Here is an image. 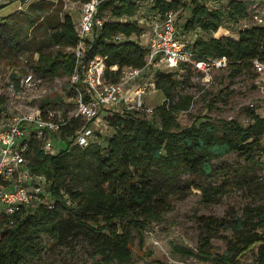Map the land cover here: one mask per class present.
Returning a JSON list of instances; mask_svg holds the SVG:
<instances>
[{
    "label": "trees",
    "instance_id": "obj_1",
    "mask_svg": "<svg viewBox=\"0 0 264 264\" xmlns=\"http://www.w3.org/2000/svg\"><path fill=\"white\" fill-rule=\"evenodd\" d=\"M69 1L84 5L93 0ZM222 1L192 0L190 16L181 32H197L193 50L199 59L226 57L227 68L235 75L255 69V60L264 62V26L240 29L237 38H216L215 34L225 24L244 23L250 16V2L245 0H230L224 10H211L207 6V3ZM181 3V0H158L153 11L165 16L177 10ZM55 6L46 0L31 6L37 13V19L29 21L35 33L22 40L14 21L9 20L12 15L1 18L0 60L15 64L30 52L33 57L39 55L34 62L38 77L72 75L76 68L74 50L79 44L77 27L69 14L61 18L56 12L51 15L50 10ZM139 10L138 0H101L98 6V16L105 19V24L102 29L95 28L87 40L84 60L104 59L106 82L117 83L126 69H142L146 65L148 48L137 40L145 31L136 22L126 21ZM106 11L109 16L104 17ZM120 35L125 40H117ZM54 47L59 50L53 52ZM184 71L191 72L190 67ZM178 76L177 73L156 75L157 90L164 94L166 101L153 110V119L144 110L107 116L114 134L106 147L102 144L84 149L75 146L70 139L80 128V121L74 119L61 134L67 149L48 154L38 140H33L27 157L29 160L32 156L33 172L46 177L55 206H42L33 212L23 210L14 218L0 215V264L40 261L48 250L77 238H83L88 244L98 258L97 264H134L131 231H120V223L128 221L143 241L148 226L164 216L170 197L183 194L194 185L185 181L187 175L225 176L220 184L197 186L207 204L234 189L264 188L260 177L253 174L264 170V115L249 112L251 122L247 126L235 120L206 118L191 127L180 128L175 118L180 111L189 109L192 97L175 100L183 84ZM1 103L0 100V106ZM234 153L245 164L235 170L237 179L231 181L228 173L215 162ZM201 219L209 233L198 249L202 259L218 264H242L245 255L258 247L257 264H264L262 206H247L242 218ZM221 229L235 231L231 249L224 255L216 253L212 244ZM181 252L192 253L185 249Z\"/></svg>",
    "mask_w": 264,
    "mask_h": 264
},
{
    "label": "rangeland",
    "instance_id": "obj_2",
    "mask_svg": "<svg viewBox=\"0 0 264 264\" xmlns=\"http://www.w3.org/2000/svg\"><path fill=\"white\" fill-rule=\"evenodd\" d=\"M41 0H0V19L9 18L14 21L20 38L25 39L34 35L33 27L30 26V19L36 20L37 13L31 10V6ZM54 3V10H50L51 15L55 12L60 18L69 14L78 28L82 17V6L73 4L69 0L63 2L59 0H46ZM171 1V0H168ZM192 0H181V6L172 11L175 13L178 27L181 31L182 25L190 16L189 6ZM250 2V16L247 20L249 25H256L254 16L262 14L264 16V0H245ZM158 0H138L139 12L135 15L148 18L152 14L153 8ZM230 0L220 3L210 2L207 6L211 10L226 9ZM104 17L109 16V12L104 13ZM39 15V14H38ZM42 22V20H39ZM241 29V23L229 26L225 24L216 34V38L233 37ZM146 36L141 37L139 42L146 48L150 44V30L145 29ZM40 33V31H39ZM196 39V33L190 32ZM41 35V34H40ZM206 39H210L207 36ZM53 52L58 51L54 47ZM67 52H73L67 50ZM15 64L0 60V100L2 109L6 110L8 117L16 115L34 113L37 110H49L57 118H70L75 111V94L71 85L72 75L60 73L55 78H40L37 76L34 62L39 59V55H31L30 52L23 54ZM191 72L184 71L178 78L183 82L178 90L175 100L190 96L192 97L190 107L187 111H180L177 115L176 125L180 128L191 127L195 123H200L206 118L214 121L235 120L244 126L249 125L251 118L249 112L253 111L261 116L264 115V86L259 83L256 70L252 68L241 74H233L229 68H213L208 72H202L190 67ZM29 74H33L42 83L30 90H25V98L12 97L14 91L12 83H18ZM148 80L150 77L147 78ZM146 81L148 83L149 81ZM180 97H179V96ZM166 97L161 91L146 94L143 102L149 109H156L162 106ZM175 116V113H173ZM109 114L105 113V117ZM149 118L153 119L154 111L149 112ZM200 120V121H199ZM85 124L80 121L78 127ZM114 134L110 127L104 129L103 134L98 135L92 145L102 144L107 146V140ZM56 138L62 139L60 136ZM57 140V141H58ZM72 140V139H70ZM90 145V146H92ZM89 146V147H90ZM56 150V151H55ZM48 152L55 154L61 147ZM32 157V156H31ZM29 158V163L31 161ZM264 160V156L262 157ZM223 172H227L231 181L237 179L235 170L245 162L237 153L215 162ZM253 174L260 177L264 186V170H256ZM225 176L217 175L212 178L200 176H186V182H194L192 187L183 194L175 193L166 204L164 216L159 221L152 222L144 231V240L141 241L139 231L128 221L121 222L120 231H131L133 252L135 255L134 264H218L214 260L202 259L198 249L203 239L209 236L202 217L213 218H242L246 207L249 205H259L264 208V188L261 190L256 186L253 188L244 187L234 189L227 195L220 196L212 204H207L203 199L202 191L197 186H208L211 183L220 184ZM70 177L67 182H70ZM37 209V208H36ZM29 210H27L28 212ZM31 210L29 212H33ZM2 207L0 206V215ZM235 231L232 229H221L218 235L212 240L216 253L224 255L229 252L233 242ZM48 242L49 240L45 238ZM181 249L190 250L192 253L181 252ZM258 247L254 251L245 255L242 264H257ZM92 250L83 238L69 241L64 245H57L46 252L40 261H32L30 264H97Z\"/></svg>",
    "mask_w": 264,
    "mask_h": 264
},
{
    "label": "built area",
    "instance_id": "obj_3",
    "mask_svg": "<svg viewBox=\"0 0 264 264\" xmlns=\"http://www.w3.org/2000/svg\"><path fill=\"white\" fill-rule=\"evenodd\" d=\"M100 3L101 0H93L82 6V17L77 28L79 44L74 50L76 68L71 78L76 101L72 116L57 118L49 110H37L34 113L10 118L6 110L2 109L3 105L0 106V206L5 216L14 218L23 210L55 206V199L49 190L46 177L34 173L30 166L27 156L33 140H38L46 153L59 147L60 151L67 149V142L63 139L58 140L56 136L61 137L63 128L74 119L84 121L85 124L71 137L72 141L77 147L88 148L98 135L103 134L106 127L110 128L105 113L110 116L124 115L135 110L153 112V109L147 108L144 104L143 97L157 91L158 73H177L180 76L185 67H193L202 72L228 67L226 57L221 59L197 57L193 50L194 35L183 34L180 31L173 11L167 12L165 16L153 12L148 18L137 15L126 19L136 22L143 29L150 30L145 67L126 69L117 83L106 82L105 60L102 58L88 62L84 60L87 40L95 28L102 29L105 24V19L98 16ZM254 22L256 25L264 26V16L256 14ZM249 26L247 22L241 23V29ZM145 36L144 32L142 37ZM125 38L120 35L116 39L123 41ZM254 67L259 83L264 86V62L255 60ZM41 83L42 80L33 74L26 75L20 82L12 83L14 91L12 97L25 98V90L35 88Z\"/></svg>",
    "mask_w": 264,
    "mask_h": 264
},
{
    "label": "crops",
    "instance_id": "obj_4",
    "mask_svg": "<svg viewBox=\"0 0 264 264\" xmlns=\"http://www.w3.org/2000/svg\"><path fill=\"white\" fill-rule=\"evenodd\" d=\"M73 4H75V3H73ZM12 15V14H11ZM7 17H9V16H7Z\"/></svg>",
    "mask_w": 264,
    "mask_h": 264
}]
</instances>
